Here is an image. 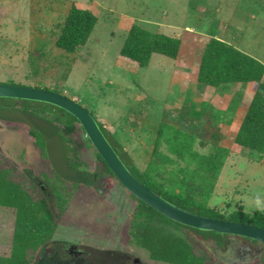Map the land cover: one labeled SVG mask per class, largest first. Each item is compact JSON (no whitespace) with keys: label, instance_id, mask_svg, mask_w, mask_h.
Here are the masks:
<instances>
[{"label":"rangeland","instance_id":"rangeland-1","mask_svg":"<svg viewBox=\"0 0 264 264\" xmlns=\"http://www.w3.org/2000/svg\"><path fill=\"white\" fill-rule=\"evenodd\" d=\"M73 6L89 9L97 22L86 44L68 53L55 41ZM133 24L180 39L178 56L153 54L144 67L121 56ZM211 38L264 64V0H0V82L54 89L76 101L162 189L182 190L225 215L264 210V154L235 142L256 83H200V57ZM30 104L0 98V168L48 200L55 214L51 243L35 264H178L162 251L163 240L186 241L203 264H264V249L237 236L171 226L170 236L148 226L138 231L136 202L104 175L83 129L63 131L65 143L49 122L53 111L9 108ZM62 180L70 192L59 211L49 185ZM13 222L11 210L0 207L6 244Z\"/></svg>","mask_w":264,"mask_h":264},{"label":"trees","instance_id":"trees-1","mask_svg":"<svg viewBox=\"0 0 264 264\" xmlns=\"http://www.w3.org/2000/svg\"><path fill=\"white\" fill-rule=\"evenodd\" d=\"M96 22V16L89 9L78 8L75 6L71 7L60 26L55 45L68 53H73L86 44ZM180 48V39L163 33L152 32L138 24H133L123 40L119 54L136 62L137 65L144 67L148 65L153 54H161L171 59H175L178 56ZM263 77L264 64L256 58L216 38L209 39L205 45L200 57L197 75V80L200 83L214 87L237 82L256 83L254 95L240 123V127L235 136V142L242 148L255 151L258 154H264ZM0 84L25 86L13 82H0ZM32 88L58 93L54 89L45 87ZM28 102L31 104L24 106L20 105L19 107L11 105L9 108L12 110H21L31 115L37 111H53L55 120L49 122L58 126L60 130L59 136L65 143L68 140L63 131L66 130L67 132H71L75 129L76 124L80 126L74 116L61 108L47 103L35 101ZM89 114L94 118L100 131L130 173L145 187L152 190L172 205L187 212L211 219L238 222L258 228H264V210H256L253 213L235 211L225 215L216 209L208 207L203 202L197 201L193 195L183 193L182 190L174 192L173 190L169 191L162 189L154 179L148 178L136 167L125 149L119 144L116 138H114V135H112L105 126L94 117L93 113L89 112ZM33 133L35 134V131H33ZM87 141L93 148L88 138ZM39 144L41 148L44 146L43 141H40ZM156 144V147H159L160 142L157 140ZM65 148L72 169L77 170V164H75L72 161L71 156L67 154V152L71 150V147L65 145ZM93 150L95 152L96 160L102 165L104 175L109 179H116L100 155L94 148ZM190 153L193 152L189 151V154ZM163 157L167 159L166 156ZM200 158L205 159V156L200 155ZM213 159L218 161L216 156H213ZM193 160L195 161V159ZM18 180L14 178L13 171L5 169L4 167L0 168V207L9 208L14 212V226L10 252L8 256L0 257V264H35L38 257L37 253L51 243V237L53 236L57 225L55 222V214L52 213L48 200L43 197L35 198L32 194L31 187L27 189L24 183ZM62 181L59 186L55 187L53 184H51V186L48 184L55 197L53 205L59 211L66 209L67 197H65V193H67V191L68 193L70 192L66 188L65 181ZM79 183L80 182H76L75 184H72L73 186L71 187H74L75 189ZM130 196L136 202L132 218L134 223L139 222L138 227L136 228L138 231L144 226L152 228V231L158 230V232H162L164 231L163 229H166L165 232L167 236L173 234L172 231L167 230L170 226L174 228L190 229L193 231H202L178 224L161 215L132 195ZM237 238L244 239L252 249H255L258 246L264 249L262 244L254 240L238 236ZM159 245L165 254L169 253L170 256L171 254H175L178 259H175L174 261L178 264H203V262L201 263V259L203 261V256H198L191 252L192 249L186 241L179 240L170 243V241L167 242L163 240ZM161 258L165 259L163 257ZM169 260H171V258H169Z\"/></svg>","mask_w":264,"mask_h":264},{"label":"water","instance_id":"water-1","mask_svg":"<svg viewBox=\"0 0 264 264\" xmlns=\"http://www.w3.org/2000/svg\"><path fill=\"white\" fill-rule=\"evenodd\" d=\"M0 98L47 103L70 113L77 119L93 148L109 167L122 187L130 195L150 206L166 218L178 224L202 231H213L222 235L251 239L264 246V228L238 222L211 219L187 212L172 205L152 190L145 187L126 168L100 131L94 118L76 101L53 91L10 84H0ZM137 261L138 260H136V262Z\"/></svg>","mask_w":264,"mask_h":264},{"label":"crops","instance_id":"crops-1","mask_svg":"<svg viewBox=\"0 0 264 264\" xmlns=\"http://www.w3.org/2000/svg\"><path fill=\"white\" fill-rule=\"evenodd\" d=\"M247 110V109H246ZM245 115V114H244ZM244 117V116H243ZM243 119V118H242ZM242 121V120H241ZM241 121H240V123H241ZM2 208V207H1ZM4 209H9V208H4ZM11 210V209H10ZM11 212L13 213V216H14V212L11 210ZM13 226H14V222H13ZM12 233H13V230H12ZM12 233H11V235H10V240H8L9 241V243L7 242V244H6V240L5 241H1L0 240V257L1 256H4V257H6V256H8V250H9V248L8 247H10L11 246V239H12ZM8 245H10V246H8ZM7 248V249H6Z\"/></svg>","mask_w":264,"mask_h":264},{"label":"flooded vegetation","instance_id":"flooded-vegetation-1","mask_svg":"<svg viewBox=\"0 0 264 264\" xmlns=\"http://www.w3.org/2000/svg\"><path fill=\"white\" fill-rule=\"evenodd\" d=\"M73 249V248H72ZM74 250V249H73Z\"/></svg>","mask_w":264,"mask_h":264}]
</instances>
